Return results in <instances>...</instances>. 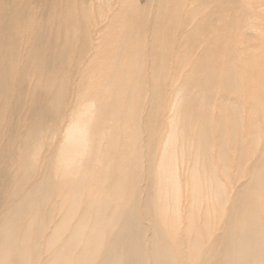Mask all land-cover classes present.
<instances>
[{
	"label": "bare ground",
	"instance_id": "bare-ground-1",
	"mask_svg": "<svg viewBox=\"0 0 264 264\" xmlns=\"http://www.w3.org/2000/svg\"><path fill=\"white\" fill-rule=\"evenodd\" d=\"M1 2L10 7L17 4L20 8L16 15L21 20L26 15L25 3L0 0V6ZM59 10L60 15L50 22L52 40L45 43L32 21H28L29 25L14 23L16 15L0 7V264H264V194L260 189L251 194L248 186L252 180L261 179L258 173L264 169V128L261 130L259 124V117L264 121V106L257 103L264 97V88L260 89L261 83L257 92L253 90L235 65L226 71L227 64L219 60L212 66L203 60L189 63L193 59L186 56L182 60L192 65V70L182 89L180 85L177 87L176 113L170 125L175 131L181 114H186L180 124L188 119L189 135L195 137L192 142L195 149L191 151L203 158V170L199 169L196 159L192 168L188 167L191 169L187 171L190 181L183 178L177 158L169 155L170 139L167 140L157 169L151 167L162 192L169 197L166 199L169 210L166 207L163 214L156 213L140 191L127 196L129 180L138 179L136 172L122 173L117 190H111L107 185L97 189V193L118 198V206L109 216L104 201L98 205L81 204L87 189L84 188L86 158L92 150L93 103L72 117L59 136V145L50 149L55 160L53 169L47 175L39 176L47 133L55 134L48 125L52 124L55 130L60 125L62 115L71 104L76 65L83 60L84 51L89 47L79 42V38L84 41L81 33L85 32L80 19L86 18L87 12L79 17L77 9ZM187 35L193 43L201 41H193L189 32ZM163 47L167 49L168 44ZM181 48L186 54L194 50V45L186 42ZM254 48L259 53L255 55L258 59L255 68L260 66L262 70L264 53L261 55L260 45ZM162 53L160 47L156 54L161 62L150 69L149 85L142 72L131 73L129 66L124 69L134 99L131 102L116 99L115 131L124 127L129 129L130 122L135 120L134 112L145 111L147 95L156 99L154 105L157 106L153 113L147 111L149 127L155 129L157 125L165 124L163 116L168 92L165 86L174 81V77ZM202 54L208 57L209 53ZM217 56L213 50L214 59ZM175 62L183 71L187 70L176 57ZM224 66L225 70H222ZM60 67L63 68L62 76ZM50 69L52 76L47 78ZM35 72L39 75L32 74ZM246 76L250 79L249 73ZM219 82L220 95L216 98ZM192 90L193 94L185 95L186 91ZM230 92L235 94L233 99L226 97ZM49 97L52 104L48 102ZM247 103L251 115L243 113V104ZM124 113L127 122L122 120ZM100 128L101 120L96 125L97 132ZM155 147V141L146 147L143 157L147 161L154 159ZM112 153L117 155H113L109 172L113 171V166L116 169L128 166L127 158L115 144ZM100 155L102 157L103 152ZM215 155L220 165L215 161ZM187 162L185 166L189 164ZM249 171L252 178L241 184L242 179L250 176ZM220 172L227 181L220 177ZM53 173L60 180L57 184ZM189 185L190 192L186 195L184 191ZM120 189L125 192L121 193ZM126 200L132 201L128 207L123 203ZM183 202L190 205V222L184 221L180 212ZM211 207L216 219L223 217L228 208L235 212L233 219L224 221V232L215 238L209 233ZM170 210L171 215L168 214ZM138 216L151 220V244L144 238L147 234L144 235ZM181 224L187 225V235L173 234L171 226Z\"/></svg>",
	"mask_w": 264,
	"mask_h": 264
},
{
	"label": "rangeland",
	"instance_id": "rangeland-1",
	"mask_svg": "<svg viewBox=\"0 0 264 264\" xmlns=\"http://www.w3.org/2000/svg\"><path fill=\"white\" fill-rule=\"evenodd\" d=\"M18 1L25 3L26 15L22 20L16 15V11L20 8L17 4L10 7L9 4L1 2L0 7L3 10H10L9 13L16 15L14 23L19 22L22 24L23 22V24L29 25V22L32 21L31 23L36 25V28L42 33L45 43L52 40L53 28L50 22L53 17L60 15L59 9H62L61 11L68 7L74 11L77 9L79 11L77 12L78 16H82L84 12H87L88 16L80 19L81 25L85 27V32L81 33L84 41L79 38V42L81 41L89 47L84 51L83 60L76 65L72 80L71 104L62 115L60 125L56 130L52 124L48 125V128L53 130L55 134L47 133L46 147L42 151L38 173L40 177H43L53 169L52 164L55 160L51 156L50 149L59 145V136L69 126L72 117L81 108L93 103L95 119L93 115L92 150L86 158L87 176L84 188L87 189L81 204L83 206L86 203L98 205L101 201H104L108 216L111 214V210L118 206V198L112 194L105 196L97 193V189L102 185H107L111 190H117L120 184V175L124 172H136L138 175L137 180H129V187L126 190L127 196H134L140 191L144 199L154 206L156 213L163 214L165 212L166 207L168 208L166 199H169V197H167L168 194L162 192L160 182L154 175L153 169H157L161 153L168 139H170L169 150L171 151L169 155L177 158L180 167L179 173L182 172L180 175L183 178L190 181L187 171L191 170L190 168H192L196 159L197 164L199 163L200 166L199 169L203 170V165H201L204 161L203 158L197 157L195 152H192L194 147L192 142L195 137L189 135L188 119L184 122L185 124H180L182 119L185 120L183 116H186V114H181L183 118L180 116V122L176 124L178 128L174 126L175 131L170 125V120L176 113L179 96L177 87L180 85L182 89L189 78V72L192 70V65L185 63L186 60L183 62L185 56L190 60L193 59V62L188 61L189 63L203 60L204 63H211V66L217 60L222 61L227 64L226 71L232 65H235L239 73H243V77L253 90L257 92L262 84L260 89L264 88V78L261 75V73H264V69L261 70L260 66L255 68L258 61V59H255V55L259 53L254 48V46L260 45L261 55L264 53V0H42L44 2L40 3L36 0ZM48 1L51 3H48ZM3 6L7 8L4 9ZM28 12H31V14ZM188 32L194 37L193 41H201L197 43L189 41ZM164 37L165 40L163 41ZM186 42L193 44L194 50H190L185 54L181 46ZM165 43L168 44L167 49L163 47ZM215 44H218V46ZM177 46L180 47L177 49ZM212 46H215V49H212ZM160 47L163 49L162 57L169 63V71L171 76L174 77V81L168 82L165 86L168 89L165 99L166 112L163 116L165 124H159L155 129L149 127L150 115L147 111L153 113L157 106L154 105L156 99L152 95H147L148 99L144 100L145 111L139 109L134 112L135 120L130 122L129 129L124 127L121 131H115L116 99H127L129 102L134 99V96H131L129 92L124 69L129 66L131 73L140 74L142 72L143 76L147 77V84L149 85L151 83H149L150 69L153 70L161 62L156 54ZM213 50L218 54L216 59L213 57ZM71 53L77 57L76 52L72 51ZM202 53H209L208 57L203 56ZM172 54L181 61V65L186 67V71H183L176 64L175 57ZM243 57L248 58L247 61ZM202 68L208 69L210 67L202 66ZM222 70H225V66L222 67ZM59 71L62 76L63 68L60 67ZM257 71H261V73ZM221 73L223 75L224 71ZM248 73L250 79L246 76ZM32 74L39 75L36 72ZM51 76L52 70L50 69L47 71L46 77ZM29 81L33 83L32 80L29 79ZM193 92L194 90L186 91L185 95L193 94ZM227 94L226 97L229 96L231 99L235 97L233 92ZM219 95L220 82L217 87L216 98ZM153 100L154 102L151 104L150 101ZM48 102L52 104L53 100L49 97ZM257 103L264 106V97L261 101L258 100ZM243 105V113L251 115L250 105L248 103ZM119 112L123 113L122 111ZM260 118L259 124L262 130L264 121ZM99 120H101V128L97 132L96 125ZM122 120L124 122L128 121L125 113L122 114ZM150 130L153 131L150 132ZM262 134L264 135V129ZM153 141L156 142L155 157L153 160L147 161L143 156L146 154V147H150ZM114 144L119 148L121 154L127 158L128 166L126 168L119 166L116 169L112 165L113 171L109 172L113 155H117L112 153ZM100 152H103L102 157ZM183 154L184 158H182ZM31 157L32 152L29 154V158ZM182 160L184 164H182ZM187 161H189V164L185 166V163H188ZM215 161L219 165L221 164L216 155ZM91 170L93 174H91ZM248 173L250 176L248 175L246 179H242L241 184L252 178V173L250 171ZM220 174V177L222 176L225 181L228 180L222 175V172ZM258 174L261 179H254L252 183L249 182L250 184L241 185V188L249 184L251 194L256 189H260L261 193L264 194V169ZM107 175L108 178L106 179L105 176ZM53 176L56 184L60 182L54 173ZM133 188L136 190H133ZM118 191L125 192L124 189ZM188 192H190V185L184 191L186 195ZM230 199L232 201L229 196ZM123 203L128 207L132 201L126 200ZM209 204L213 207L211 201ZM181 205L183 208L180 212L184 217V221L190 222L192 217L189 212L190 205H185V202ZM212 207L210 211L212 227L209 229V233L212 238H215L224 232V221L233 219L235 212L228 208L223 217L216 219ZM168 214L171 215V210ZM138 221L141 222L144 235L147 234V236H144L145 240L151 244L153 239L151 220L138 216ZM171 221H168V224ZM171 227L174 230L173 234L177 236L187 235L186 224ZM173 234H171V237H173Z\"/></svg>",
	"mask_w": 264,
	"mask_h": 264
}]
</instances>
